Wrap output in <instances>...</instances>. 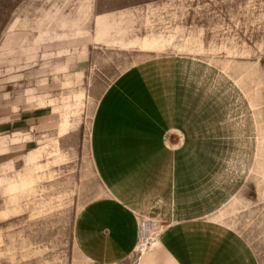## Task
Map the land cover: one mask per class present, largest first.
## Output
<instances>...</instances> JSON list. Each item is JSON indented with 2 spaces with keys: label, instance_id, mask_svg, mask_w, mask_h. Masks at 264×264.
Segmentation results:
<instances>
[{
  "label": "rangeland",
  "instance_id": "obj_1",
  "mask_svg": "<svg viewBox=\"0 0 264 264\" xmlns=\"http://www.w3.org/2000/svg\"><path fill=\"white\" fill-rule=\"evenodd\" d=\"M129 216L118 264L190 220L264 264V0H0V264H95Z\"/></svg>",
  "mask_w": 264,
  "mask_h": 264
},
{
  "label": "crops",
  "instance_id": "obj_2",
  "mask_svg": "<svg viewBox=\"0 0 264 264\" xmlns=\"http://www.w3.org/2000/svg\"><path fill=\"white\" fill-rule=\"evenodd\" d=\"M169 129L175 130L174 124L169 125ZM129 219V225L119 226L124 231L125 241L121 242L116 250L112 249L111 253L107 246L111 248L112 245H117L119 242L116 240L121 234L116 239L113 233L114 226L110 223L102 226L97 237H103L106 244L95 250L91 246L89 251L94 256H90V263L118 264L133 254L136 246L134 230L137 223L136 219L130 216ZM107 229L111 231L110 236L105 234ZM80 239L76 234L78 244ZM241 247L235 235L223 226L210 223L209 220L203 222L190 220L169 226L162 231L142 255L139 264H250L245 253L242 254Z\"/></svg>",
  "mask_w": 264,
  "mask_h": 264
},
{
  "label": "built area",
  "instance_id": "obj_3",
  "mask_svg": "<svg viewBox=\"0 0 264 264\" xmlns=\"http://www.w3.org/2000/svg\"><path fill=\"white\" fill-rule=\"evenodd\" d=\"M141 229L143 230V233H141V235H143V239H141V241L138 243L137 246H141L142 247L141 254H143V253L146 252L148 246L150 245V240H149V236L148 237L146 236V239H148V240L146 241L145 244L143 243V240L145 239L144 238L145 235H148V228H147V226L145 224H143ZM138 237L139 238L141 237L140 234H138Z\"/></svg>",
  "mask_w": 264,
  "mask_h": 264
},
{
  "label": "bare ground",
  "instance_id": "obj_4",
  "mask_svg": "<svg viewBox=\"0 0 264 264\" xmlns=\"http://www.w3.org/2000/svg\"><path fill=\"white\" fill-rule=\"evenodd\" d=\"M146 236L148 237V235H145V239L143 240V243L145 244L146 243V241L148 240V239H146ZM142 249V247L141 246H137V250L138 251H140Z\"/></svg>",
  "mask_w": 264,
  "mask_h": 264
}]
</instances>
